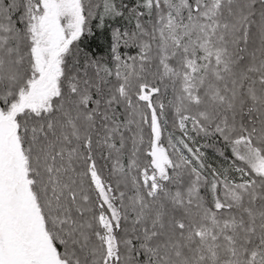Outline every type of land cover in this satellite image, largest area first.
Segmentation results:
<instances>
[{
  "label": "snow or ice",
  "instance_id": "1",
  "mask_svg": "<svg viewBox=\"0 0 264 264\" xmlns=\"http://www.w3.org/2000/svg\"><path fill=\"white\" fill-rule=\"evenodd\" d=\"M0 264H264V0H0Z\"/></svg>",
  "mask_w": 264,
  "mask_h": 264
}]
</instances>
